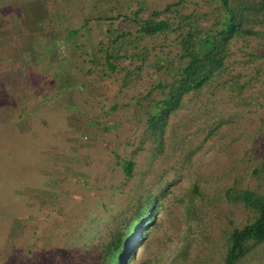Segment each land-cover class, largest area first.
<instances>
[{"label":"rangeland","instance_id":"374dc122","mask_svg":"<svg viewBox=\"0 0 264 264\" xmlns=\"http://www.w3.org/2000/svg\"><path fill=\"white\" fill-rule=\"evenodd\" d=\"M200 1L184 3L192 10L195 3L202 5ZM138 3L141 1L20 0L21 9L30 13L20 24L27 23L32 32L18 28L21 32L12 42L16 47L8 50L2 46L9 41L0 34V264H79L84 246L92 249L113 228L114 220L131 201L135 180L146 170L145 182L157 180L159 174L174 181L165 202L170 210L158 214L164 232L158 228V240L153 239L152 249L140 250L139 257L152 253L155 259L148 264H169L184 245L183 235L190 227L179 202L185 199L190 183L201 172L210 174L227 167L241 176V168L246 172L243 166L255 165L247 151L252 143L255 153L264 155L261 71L256 85L240 99L252 113L245 117L243 113L239 120L244 124L242 136L237 130L223 128L197 155L193 170L182 174L170 171L166 164L149 166L144 151H139L134 156L135 177L124 182L116 156L131 157L139 134L134 131L131 106L123 107L131 102L128 97L120 98L118 76L105 77L97 65H90L93 69L89 71L87 62L100 58V41H107L117 31L137 28L132 21L115 16L129 17L141 7ZM161 3L145 0L150 9L159 10ZM256 28L264 31V24ZM242 43L233 49L231 70L247 80L255 68L264 70V63L245 54L259 52L264 40L250 38ZM248 61L251 63L245 64ZM147 69L149 74L135 82L129 97L144 94L156 79L155 69ZM232 96L225 95L222 101H231ZM242 177L244 184H253L247 175ZM196 205L206 208L213 237H219L228 219L241 224L247 218L243 208L215 199L197 200ZM259 254L264 260V244ZM212 257L203 259L216 264L218 256ZM203 259L198 257L197 264H205Z\"/></svg>","mask_w":264,"mask_h":264},{"label":"trees","instance_id":"16d2710c","mask_svg":"<svg viewBox=\"0 0 264 264\" xmlns=\"http://www.w3.org/2000/svg\"><path fill=\"white\" fill-rule=\"evenodd\" d=\"M140 1L141 7L129 17L115 16L132 21L137 28L117 31L107 41H100L97 50L101 55L96 60L102 63L87 62L89 71L93 69L90 65H97L105 77L118 76L120 98L128 97L131 102L123 107L131 106L134 131L139 134L131 157L116 156L124 182L135 177L134 156L139 151H144L149 166L166 164L170 171L182 174L193 170L197 155L223 128L237 130L242 136L244 124L239 120L243 113L244 117L252 113L240 99L264 71L257 67L243 80V74L231 70L237 43L250 38L260 43L264 40V31L256 28L264 24V0H201L202 5L195 3L192 10L186 8L184 0H162L159 10ZM261 46L256 54L245 55L264 63V43ZM127 60L129 63L123 65ZM147 68L155 69L156 79L144 94L129 97L135 82L149 74ZM229 94L232 100L222 101ZM118 106L121 104L111 110ZM254 144L247 151L255 165L243 166L244 174V168L240 170L253 184H244L242 175L229 167L210 174L201 172L198 180L190 183L185 199L179 200L190 227L183 235L184 245L169 264H197L198 257L210 256H218L216 264H264L259 254L264 244V155L255 153ZM148 171L135 180L131 201L105 239L92 249L84 246L79 264H148L155 259L152 253L139 257L140 250L152 249L158 228L164 232L158 225V214L170 210L165 202L174 179L159 174L157 180L145 182L143 176ZM210 198L243 208L247 214L244 223L228 219L219 237L211 236L206 208L196 205L197 200L203 203Z\"/></svg>","mask_w":264,"mask_h":264},{"label":"crops","instance_id":"0c3cea01","mask_svg":"<svg viewBox=\"0 0 264 264\" xmlns=\"http://www.w3.org/2000/svg\"><path fill=\"white\" fill-rule=\"evenodd\" d=\"M21 8L20 0H0V34H3V40L7 38L9 41L2 46L5 50L16 47L12 42L13 39H17V34L21 32L18 31V28L21 29L22 27L26 33L32 32V28H29L30 25L27 23L26 25L20 24L21 18H30V13L28 11L25 13Z\"/></svg>","mask_w":264,"mask_h":264}]
</instances>
